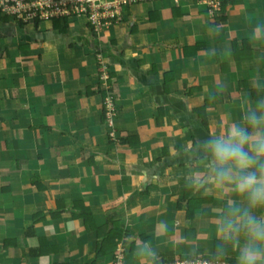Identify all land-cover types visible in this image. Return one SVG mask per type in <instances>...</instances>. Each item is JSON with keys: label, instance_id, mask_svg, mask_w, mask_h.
Returning <instances> with one entry per match:
<instances>
[{"label": "crops", "instance_id": "obj_1", "mask_svg": "<svg viewBox=\"0 0 264 264\" xmlns=\"http://www.w3.org/2000/svg\"><path fill=\"white\" fill-rule=\"evenodd\" d=\"M108 28L98 35L76 16L0 18V264L216 253V215L236 197L190 188L191 166L177 152L264 101V0H232L213 14L205 0H151L125 7ZM76 202L96 227L73 215ZM107 215L128 235L117 254L102 245L95 256ZM39 239L43 254L31 256ZM230 251L224 258L236 261Z\"/></svg>", "mask_w": 264, "mask_h": 264}, {"label": "clouds", "instance_id": "obj_2", "mask_svg": "<svg viewBox=\"0 0 264 264\" xmlns=\"http://www.w3.org/2000/svg\"><path fill=\"white\" fill-rule=\"evenodd\" d=\"M180 154L191 166L190 188L236 197L229 195L215 218L217 256L233 250L236 264H264V101L193 140ZM144 251L154 255L147 243Z\"/></svg>", "mask_w": 264, "mask_h": 264}, {"label": "built area", "instance_id": "obj_3", "mask_svg": "<svg viewBox=\"0 0 264 264\" xmlns=\"http://www.w3.org/2000/svg\"><path fill=\"white\" fill-rule=\"evenodd\" d=\"M135 1L142 0H0V13L24 23L34 22L35 19L42 21L63 16H85L96 32L112 23V17L118 19L124 6ZM205 2L208 13L213 14L220 10L221 0H205ZM109 105L105 103L106 116L114 113ZM116 259V264H122L119 255ZM158 264H236V261L219 258H182Z\"/></svg>", "mask_w": 264, "mask_h": 264}, {"label": "trees", "instance_id": "obj_4", "mask_svg": "<svg viewBox=\"0 0 264 264\" xmlns=\"http://www.w3.org/2000/svg\"><path fill=\"white\" fill-rule=\"evenodd\" d=\"M147 1H151V0H142V1H135V2H131V3H128L124 6L123 10L125 9V7H128L132 4H135V3H143V2H147ZM232 0H221V6H220V10L219 12H221V10L224 9L225 5L227 4V2H231ZM123 10L121 12V15H119L118 19L116 17H112V21L113 22H120L122 20V15H123ZM1 15V13H0ZM8 16L7 15H1L0 18H7ZM67 19L68 17L67 16H63V17H56V18H53V22H58V21H63V22H67ZM38 19H35L34 22H37ZM87 24L90 26V28L93 30V25L89 22H87ZM94 31V30H93ZM106 95L104 94L103 95V98H104V102H105V97ZM105 105V103H104ZM203 108V107H202ZM104 116H105V106H104ZM168 154V151L167 150H164V155H167ZM160 159H158L159 161ZM193 202L194 200H192L188 205H187V208H186V215L188 217H190L192 215V210H193ZM178 206H181L180 204H178ZM62 209V208H61ZM72 210H75V211H78V213L74 212L73 211V215L77 218V217H82L83 218V222L85 224L86 227H96L95 225V222H94V219H93V214L92 212L90 211L89 207L87 206H84L83 204H81L80 202H76L74 204L73 207H71ZM54 211V210H53ZM56 212V213H55ZM59 212L60 210H55L53 212V214L55 213V215H59ZM37 221V217L36 215L33 217L32 219V223ZM32 223L28 224L25 226V234H33V231H32ZM128 235V231H126L123 227V225H120L118 221H113V219L111 218V215H107L106 216V219H105V224L103 225V234L99 235L98 237V240H97V244H96V251H95V256H99L101 255L99 252H102V245H105L107 247H109V250H111L112 252L114 251L115 253L114 254H117V252L115 251V245L117 243V241L119 240H122L124 238V236ZM44 239H39V244L36 246V247H32L30 248L29 250V254L31 256H40L43 254V250H42V243H44L43 241ZM231 251H229L228 253H230ZM227 253V254H228ZM225 259L224 256L222 257H218L217 254L215 253L214 254V257H211V259ZM229 260V259H227ZM233 261V260H231ZM166 262H172V259L171 258H167L166 259ZM56 264H68L67 262H61V263H56ZM84 264H93L92 261L90 262H87V263H84Z\"/></svg>", "mask_w": 264, "mask_h": 264}, {"label": "rangeland", "instance_id": "obj_5", "mask_svg": "<svg viewBox=\"0 0 264 264\" xmlns=\"http://www.w3.org/2000/svg\"><path fill=\"white\" fill-rule=\"evenodd\" d=\"M121 15V14H120ZM73 17L74 16H69L68 18L69 19H73ZM82 17V19H84L85 21H87V18L85 17V16H81ZM14 21V20H13ZM24 23V22H23ZM115 23H117V22H113L112 21V23H109V25H106V27H104L103 29H99L98 31H96V33H99L98 35H102V34H104L105 32H107V30L109 29L108 27H111L113 24H115ZM104 103H109L110 105H109V107L111 106L112 108H113V110H114V113L112 114H109V115H105V123H106V125H108L109 126V128L110 127H112L113 128V124H114V121H115V110H116V107H115V104H114V101H113V99H112V97L111 96H109V95H107L106 96V98H105V102ZM105 106V105H104ZM110 134H112L113 135V129L110 131ZM123 249V248H122ZM119 255V261H121L122 262V264L123 263H125V262H123L124 261V255H123V253H119L118 254ZM177 260V259H176ZM116 261H117V259H115L114 261H113V264H116ZM120 262V263H121ZM156 264V263H155Z\"/></svg>", "mask_w": 264, "mask_h": 264}]
</instances>
